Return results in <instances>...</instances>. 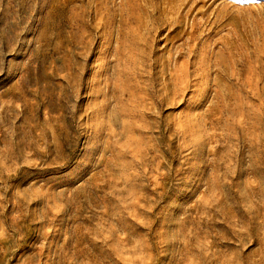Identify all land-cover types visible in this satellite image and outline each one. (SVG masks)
Wrapping results in <instances>:
<instances>
[{"label":"rangeland","instance_id":"374dc122","mask_svg":"<svg viewBox=\"0 0 264 264\" xmlns=\"http://www.w3.org/2000/svg\"><path fill=\"white\" fill-rule=\"evenodd\" d=\"M0 264H264V0H0Z\"/></svg>","mask_w":264,"mask_h":264}]
</instances>
